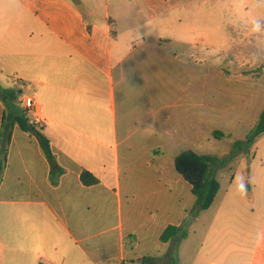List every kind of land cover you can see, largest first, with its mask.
<instances>
[{
	"label": "crops",
	"instance_id": "1",
	"mask_svg": "<svg viewBox=\"0 0 264 264\" xmlns=\"http://www.w3.org/2000/svg\"><path fill=\"white\" fill-rule=\"evenodd\" d=\"M183 9L180 0H0V73L31 85L20 102L34 97L53 155L35 131L13 128L0 264H264V192L234 195L231 185L203 209L175 167L183 151L202 155L200 50L215 43ZM6 112L0 102V132ZM83 170L97 183L84 185ZM170 226L181 230L162 241Z\"/></svg>",
	"mask_w": 264,
	"mask_h": 264
},
{
	"label": "rangeland",
	"instance_id": "2",
	"mask_svg": "<svg viewBox=\"0 0 264 264\" xmlns=\"http://www.w3.org/2000/svg\"><path fill=\"white\" fill-rule=\"evenodd\" d=\"M180 2L183 10L212 29L209 35L215 39L212 46L203 45L200 50L206 60L204 73H200L205 79V127L198 147L202 155L211 158V176L220 183L216 209L231 185L232 193L237 194L241 180L264 192V133L250 144L234 145L245 138L264 108V0ZM141 9L146 15L143 6ZM253 70L261 72L257 75ZM0 86L5 89L0 91L5 110H13V103L15 114H20V98L30 92L31 85L3 72ZM10 89L16 94L12 101L7 95ZM214 130L223 135L214 136Z\"/></svg>",
	"mask_w": 264,
	"mask_h": 264
},
{
	"label": "trees",
	"instance_id": "3",
	"mask_svg": "<svg viewBox=\"0 0 264 264\" xmlns=\"http://www.w3.org/2000/svg\"><path fill=\"white\" fill-rule=\"evenodd\" d=\"M78 2L79 0H74ZM112 35H116V31L112 30ZM224 70V69H223ZM227 72V70H224ZM259 75L261 70H253ZM256 75V76H257ZM4 89L0 87V91ZM8 91V95L12 100H15V92ZM15 109L10 112L4 113L1 132H0V185L3 180L4 169L7 166L8 149L11 144L13 128L17 125L22 130L31 132L35 131L39 138L40 145L42 146L45 154L53 161L52 151L49 146L48 139L35 128L34 125L28 122L27 116L21 110L20 114H15ZM12 116H14L12 118ZM264 133V108L261 111L257 121L252 129L248 132L243 140H237L234 142L235 147H242V145L250 144L256 140V138ZM213 135L218 137L223 135L219 130L213 131ZM211 158L205 155L198 154L192 150H186L180 153L175 158V167L177 171L188 181L192 186V192L197 196L199 205L203 209L210 207L214 201L219 189V181L211 176L210 164ZM81 182L84 185H94L97 183V179L87 170H83L80 175ZM181 230L180 227L170 226L164 230L161 235L162 241H167L173 237L177 232Z\"/></svg>",
	"mask_w": 264,
	"mask_h": 264
},
{
	"label": "built area",
	"instance_id": "4",
	"mask_svg": "<svg viewBox=\"0 0 264 264\" xmlns=\"http://www.w3.org/2000/svg\"><path fill=\"white\" fill-rule=\"evenodd\" d=\"M22 111L27 116L28 122L38 128L44 126L43 117L36 111V101L33 96L26 95L23 97L22 102Z\"/></svg>",
	"mask_w": 264,
	"mask_h": 264
},
{
	"label": "clouds",
	"instance_id": "5",
	"mask_svg": "<svg viewBox=\"0 0 264 264\" xmlns=\"http://www.w3.org/2000/svg\"><path fill=\"white\" fill-rule=\"evenodd\" d=\"M149 127H151V126H149ZM152 128V127H151ZM236 192L239 194V195H241V196H243V195H245L246 193H247V185L241 180V182L240 183H238L237 185H236Z\"/></svg>",
	"mask_w": 264,
	"mask_h": 264
}]
</instances>
